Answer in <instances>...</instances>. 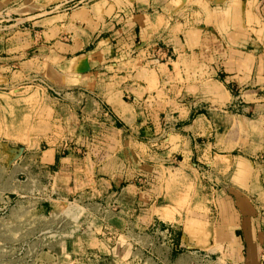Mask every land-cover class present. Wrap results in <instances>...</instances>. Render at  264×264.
<instances>
[{"label": "crops", "instance_id": "0c3cea01", "mask_svg": "<svg viewBox=\"0 0 264 264\" xmlns=\"http://www.w3.org/2000/svg\"><path fill=\"white\" fill-rule=\"evenodd\" d=\"M36 8L0 32V84L41 83L16 171L88 211L51 262L132 264L172 218L157 257L264 264V0Z\"/></svg>", "mask_w": 264, "mask_h": 264}, {"label": "rangeland", "instance_id": "374dc122", "mask_svg": "<svg viewBox=\"0 0 264 264\" xmlns=\"http://www.w3.org/2000/svg\"><path fill=\"white\" fill-rule=\"evenodd\" d=\"M40 4L45 5V0H0V32L4 33L19 17L28 16L24 15L26 12H43L36 8ZM4 85L0 84V264H57L51 262L52 258L58 257L64 240L77 234L83 212L88 211L72 200L48 199L41 184L16 171L19 148L25 144L23 130L28 115L39 112L41 83H23L33 87L16 91ZM47 91L53 94L50 89ZM12 122L23 126L10 127ZM164 202L172 206V199ZM172 238V218L165 222L157 220L137 241L138 250H144L137 251L132 264H172V257H157L152 248L163 249ZM59 261L58 264H64Z\"/></svg>", "mask_w": 264, "mask_h": 264}, {"label": "built area", "instance_id": "2783aa9c", "mask_svg": "<svg viewBox=\"0 0 264 264\" xmlns=\"http://www.w3.org/2000/svg\"><path fill=\"white\" fill-rule=\"evenodd\" d=\"M163 50L161 48H158L156 50V57H160L162 56ZM167 59L169 58V56L166 57ZM235 108H237V105H234Z\"/></svg>", "mask_w": 264, "mask_h": 264}]
</instances>
